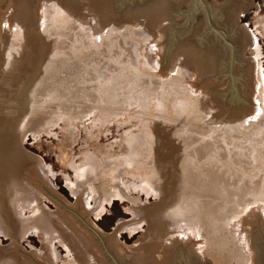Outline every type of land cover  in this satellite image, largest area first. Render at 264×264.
I'll list each match as a JSON object with an SVG mask.
<instances>
[{
  "label": "water",
  "instance_id": "water-1",
  "mask_svg": "<svg viewBox=\"0 0 264 264\" xmlns=\"http://www.w3.org/2000/svg\"><path fill=\"white\" fill-rule=\"evenodd\" d=\"M0 264H264V0H0Z\"/></svg>",
  "mask_w": 264,
  "mask_h": 264
}]
</instances>
